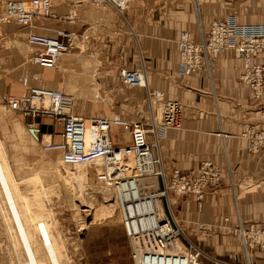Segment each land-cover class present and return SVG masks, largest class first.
<instances>
[{"label": "crops", "instance_id": "obj_1", "mask_svg": "<svg viewBox=\"0 0 264 264\" xmlns=\"http://www.w3.org/2000/svg\"><path fill=\"white\" fill-rule=\"evenodd\" d=\"M197 3L203 34L211 19L231 11H236L238 22L264 23V0ZM93 6H52L53 17L41 26L2 25L0 101L20 95L29 86L60 88L67 89L72 98L70 111L83 118H109L117 113L142 120L153 114L145 104L144 89L121 85L117 75L120 67L142 68L148 89L161 90L181 107L179 127L165 130L158 139L164 165L195 174L199 165L210 162L220 174L219 186L205 195L201 213L194 211L190 199H178L175 209L182 225L193 232L199 250L228 264L239 262L242 256L236 239L223 229L234 227L237 221L264 229V151L248 152L245 136L249 129L264 128V92L255 98L239 79L241 63L231 50L209 58L206 66L190 75L179 73L177 33L184 30L193 41L199 40L190 0H160L156 9L149 4L124 15L117 11L120 15L109 19L104 16L105 6ZM57 29L74 34L69 51L52 69L30 63L32 49L25 42L26 33L52 35ZM252 60L264 65V54L257 53ZM38 123L43 132L52 133V139H59L60 127L51 118H40ZM114 127L109 136L120 144ZM122 134L128 135L127 128ZM39 223L35 221V228ZM249 258L251 264H264V251L253 250Z\"/></svg>", "mask_w": 264, "mask_h": 264}, {"label": "built area", "instance_id": "obj_2", "mask_svg": "<svg viewBox=\"0 0 264 264\" xmlns=\"http://www.w3.org/2000/svg\"><path fill=\"white\" fill-rule=\"evenodd\" d=\"M94 5L110 3L120 7L122 0H87ZM194 10L196 0H190ZM29 4V8L24 7ZM197 13V10H195ZM236 11L222 18H213L203 34L196 19L199 40L193 41L189 32L180 30L175 37L177 69L190 75L206 66L209 58L231 50L241 63L239 79L248 86L255 98L264 92V65L254 62L253 56L264 54V23H241ZM53 17L49 0H0V39L2 25L15 23L31 27L41 26ZM74 34L57 29L52 35L28 31L25 42L32 49L29 62L44 68H54L62 54L69 51ZM118 81L129 88H143L149 104L159 103V121L152 113L137 120L122 118L113 113L83 118L70 111L72 98L57 89L29 86L20 95L5 99L8 110L25 117V133L39 149L56 153L58 161L66 166L100 162L95 174L97 182L112 190L118 201L119 223L129 249L132 264H228L204 254L190 245L170 210L171 197L190 199L194 211H202L204 197L214 192L220 183V174L210 162H203L197 172L182 173L178 168L165 166L158 153V139L165 130L178 128L181 107L176 100L167 99L161 90L148 89L142 68L120 67ZM151 108V107H150ZM264 112V107H263ZM51 118L60 127L59 139L51 132H43L38 120ZM112 126L127 128L128 142L114 144L109 131ZM246 150L264 151V128L249 129ZM159 204L161 215L154 211ZM202 225H197L200 229ZM224 233L236 239L241 260L230 264H251L249 253L264 251V229H254L237 221L234 227H224ZM182 237L185 241H180ZM185 244L187 247H185Z\"/></svg>", "mask_w": 264, "mask_h": 264}, {"label": "rangeland", "instance_id": "obj_3", "mask_svg": "<svg viewBox=\"0 0 264 264\" xmlns=\"http://www.w3.org/2000/svg\"><path fill=\"white\" fill-rule=\"evenodd\" d=\"M50 3L54 8L71 3L94 5H90L91 3L87 0H50ZM149 4L152 9H156L160 5V0H128L127 8L122 10L121 14L140 10ZM104 6L107 9L104 11L107 19L119 14L114 7L106 4L93 7ZM193 18L196 24L197 13L194 9ZM3 45L4 36L0 39V46ZM56 89L65 94L69 93L67 89L63 91L60 88ZM145 104L149 106L148 103ZM159 106L157 102L149 106L157 122L160 119ZM20 119L21 116L17 111L7 109L5 100L0 101L2 152L0 153L3 158L0 156L4 161L20 215L32 235L41 263L48 262L37 235L42 243V233H48L58 246L60 264H132L128 245L119 223L118 201L111 189L102 186L95 179L98 168L94 172V177H89V174H85L84 171L86 167L93 168L92 164H84L85 168L79 170L74 169V166L61 164L56 153H44L39 149L25 133L19 122ZM114 128L120 134L118 139H122L120 144H126L128 135L122 134L125 128ZM178 199L182 198L171 197L169 200L171 213L184 239L195 246L193 232L183 227L182 220L175 209ZM101 213L103 215L99 216ZM159 213L161 215V211ZM93 215L99 218L93 220ZM35 221L40 222L36 228ZM184 239L180 237L183 244ZM185 247H187L186 244ZM25 262L0 193V264H25Z\"/></svg>", "mask_w": 264, "mask_h": 264}, {"label": "bare ground", "instance_id": "obj_4", "mask_svg": "<svg viewBox=\"0 0 264 264\" xmlns=\"http://www.w3.org/2000/svg\"><path fill=\"white\" fill-rule=\"evenodd\" d=\"M127 3H128V0H122L120 3V7H115V6L114 7L117 9V11L121 12L122 10L127 8ZM105 4L109 5L110 3H105ZM196 4L198 5L197 0H196ZM110 5H112V4H110ZM24 7L26 9H28L29 4L24 3ZM192 7H193V5H192ZM195 10H197V19H198L199 18L198 7ZM0 155H1V153H0ZM1 156H0V193L2 195L3 201H4L5 206L7 208L10 220L12 222L13 230L16 233L18 242L20 244V248H21L22 253L24 255V258L26 261L25 264H42L41 260L39 259L38 255H37L38 252L35 249V246L33 244V240H32V237L29 233L28 227L26 226L25 222L23 221L22 215H20L16 200H15V196L13 193V189L11 188V185L9 183L7 170H6V167L4 165V161L2 160L3 156H2V158H1ZM92 165H93L92 166L93 168H87V167L85 168L84 164H76V165H74V169L79 170L81 168H85L86 170L84 171V173L89 174V177H94V172L97 168H99L100 162H98V161L94 162V163H92ZM75 174H73V175L76 176ZM78 174H80V173H78ZM79 194H80V192H79ZM154 205H155L154 211L156 212L157 215L160 216L159 204L155 203ZM98 212H99V210H98ZM97 214L98 213H96V215ZM102 215H103V213H101L99 216H102ZM93 216H94L93 220H97V218H99L98 216L97 217L95 215H93ZM55 242L56 241H54V239L52 238L51 235H49L48 233H46V234L42 233V248L45 252V256H46V259L48 262L47 264H60L59 254H58V249H57L58 246Z\"/></svg>", "mask_w": 264, "mask_h": 264}]
</instances>
